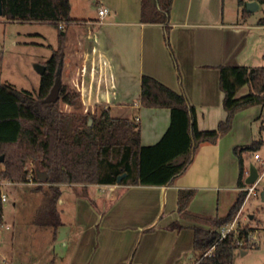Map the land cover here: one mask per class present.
<instances>
[{"label": "crops", "instance_id": "1", "mask_svg": "<svg viewBox=\"0 0 264 264\" xmlns=\"http://www.w3.org/2000/svg\"><path fill=\"white\" fill-rule=\"evenodd\" d=\"M141 2L97 0V8H93L83 1L75 8L71 0L65 83L80 94L84 109L93 111L104 105L114 117L139 122L145 146L162 139L171 124V111L141 105L143 75L184 93L196 109L199 130H216L228 115L220 67H254L256 55L244 56L243 52L249 29L263 28L264 23L250 25L244 18L227 22L225 0H173L168 45L166 24L141 21ZM101 7L108 9L103 21ZM263 117L260 104L239 112L229 133L216 144H202L187 170L169 185H89L85 189L79 184H61V224L56 230L36 225L40 247L33 264H194V227L204 225L181 215L179 191L195 190L189 212L226 216L240 191L235 148L256 139V132L264 126L263 122L258 126ZM261 148L262 144L257 152L262 159ZM252 163H258L253 154L248 168ZM20 184L24 183L6 186ZM26 184L41 192V201L50 187L46 181ZM95 186L97 190L109 186L111 192L95 191ZM117 187L122 189L116 195ZM6 222L4 219L0 226ZM176 223L179 228L173 226ZM15 226L13 221L7 230ZM18 233L15 229L11 239ZM27 255L19 258L11 252V261L31 262Z\"/></svg>", "mask_w": 264, "mask_h": 264}, {"label": "trees", "instance_id": "2", "mask_svg": "<svg viewBox=\"0 0 264 264\" xmlns=\"http://www.w3.org/2000/svg\"><path fill=\"white\" fill-rule=\"evenodd\" d=\"M2 1L3 17L7 21L48 22L58 30V46L44 63L46 70L37 89H18L9 82L0 81V157L4 155L0 162V177L14 183L29 182L30 173L26 169L29 160L35 161L37 166L32 174L33 181L40 182L38 172L48 173L46 182L50 187L34 218L37 226H50L56 230L61 224L58 209L61 184H79L85 189L89 185H169L187 170L202 144H216L229 133L239 112L256 104L264 108V66L220 67V85L225 93L224 107L228 115L216 130L209 131L199 130L196 109L184 93L152 76L143 75L141 105L170 109L171 124L158 143L142 145L140 123L126 117H114L109 107L99 105L94 112L88 113L65 112L61 108L62 104L76 109L81 105L80 94L64 83L67 31L73 21L71 0ZM257 1L264 4V0ZM240 4L244 6V13H250L245 0H240ZM172 7L173 0L141 2V21L166 24L168 45ZM56 84L60 85L59 100L48 103L46 98ZM245 87L248 92L242 94ZM262 142L256 138L249 145L235 148L239 159L240 191L226 216L189 212L195 190L179 191L181 215L204 225L194 227V256L191 259L194 264H236L237 251L252 247L248 239L253 232L250 226L244 225L238 233L231 232L225 237L221 230L237 218L245 203L247 161L251 154L257 153ZM124 173L126 176L118 182V177ZM3 203L0 195V224L4 220ZM173 226L180 227L177 223Z\"/></svg>", "mask_w": 264, "mask_h": 264}, {"label": "rangeland", "instance_id": "3", "mask_svg": "<svg viewBox=\"0 0 264 264\" xmlns=\"http://www.w3.org/2000/svg\"><path fill=\"white\" fill-rule=\"evenodd\" d=\"M83 1H87L90 6L97 8V0H73L75 8L80 6ZM247 1L245 0V3ZM225 17L227 22L242 21L244 18L250 25L260 24V21L264 23V4L259 10L247 14L244 13V6L240 4V0H225ZM249 30L248 46L243 54L244 56L256 55V60L251 65L264 66V27ZM57 46L58 30L53 24L7 21L0 16V81L9 82L18 89H37L40 85L41 75L36 70L35 65L44 64ZM247 92L248 88L245 87L242 94ZM61 108L65 112L88 113L94 111L84 109L83 104L77 109L63 104ZM262 122L264 124V117L258 126H261ZM256 131L257 129H255ZM256 138L263 140L260 153L264 160V129L259 128L256 132ZM36 168L35 161L29 160L26 163L27 170L33 169L35 171ZM1 188L7 191L9 198L7 196V201L3 203L4 219L7 222L0 226V264H33L37 259L38 248L40 247L39 242L36 243L38 239L34 231L37 227L33 223V218L36 217L42 204L41 192L39 193L34 185L26 183L13 187L2 185ZM64 189L68 190L69 187L65 186ZM121 189L122 187H117L114 194L117 195ZM94 190H97L96 186ZM263 190L264 180L259 187L260 192ZM97 191L108 194L111 189L109 186H103ZM242 209L239 222L241 226L248 225L253 228L250 240L252 247L238 250L235 263L264 264V202L261 197H251ZM252 214H255L254 219L250 218ZM13 221H16V226L7 230V225L9 223L11 225ZM15 229L19 230L18 236L11 239ZM255 238L257 239L255 240ZM11 252H15V257L19 254V258L28 254L27 256L31 257V262L11 261ZM7 260H9L8 263Z\"/></svg>", "mask_w": 264, "mask_h": 264}, {"label": "built area", "instance_id": "4", "mask_svg": "<svg viewBox=\"0 0 264 264\" xmlns=\"http://www.w3.org/2000/svg\"><path fill=\"white\" fill-rule=\"evenodd\" d=\"M107 13H108V9H106L104 7L99 8V14L102 16L101 21H103V16H105ZM61 27H63V24H61ZM254 159L257 160V162H258L256 165L258 167L259 176H258V179L256 180V182L254 184H247V186L244 187V190L247 192V196H246V199H245V203L251 197H262V193L259 191V187H260L261 182L264 180V160L261 159V156H260V154L258 152L254 154ZM28 171L30 173V182H31V181H33L32 180V174L34 173V170L33 169H29ZM248 174H249V171L247 172V176H248ZM11 183H12V181L3 180L0 177V189H1V186L2 185H7V184H11ZM0 195H1V199H2L3 202L7 201V194L6 193H4V192L1 191ZM240 214H241V211H240V213L238 214L237 218L234 221H232L231 223L226 224L222 228V230H221L222 237L227 236L231 232L238 233L239 228H242L243 227V226H241V224L239 222V216H240ZM251 235H252V233L248 237L249 240H251ZM256 239L257 238H255V240ZM238 244L241 245L242 242L239 240L238 241ZM213 249H214V247L208 252V254H211V252H212Z\"/></svg>", "mask_w": 264, "mask_h": 264}, {"label": "water", "instance_id": "5", "mask_svg": "<svg viewBox=\"0 0 264 264\" xmlns=\"http://www.w3.org/2000/svg\"><path fill=\"white\" fill-rule=\"evenodd\" d=\"M261 8V4L257 0H250L246 2V9L248 12H254L256 10H259ZM0 16H3V1L0 0ZM36 70L42 75L44 71L46 70L45 64H36L35 65ZM59 91H60V85L56 84L53 89L51 90V93L46 98V102L52 103L59 100ZM4 155L0 157V162H3ZM126 176V173L120 175L117 179L118 182H120L124 177ZM259 171L256 164L252 163L249 166V174L246 177V184H254L256 180L258 179ZM38 179L40 181H47L48 180V173L47 172H38ZM262 200L264 202V191L262 192Z\"/></svg>", "mask_w": 264, "mask_h": 264}]
</instances>
